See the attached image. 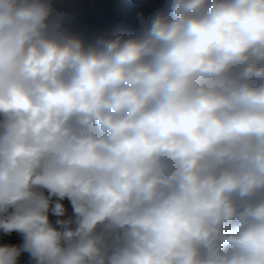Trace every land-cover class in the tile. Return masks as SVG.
I'll list each match as a JSON object with an SVG mask.
<instances>
[{"label": "clouds", "instance_id": "obj_1", "mask_svg": "<svg viewBox=\"0 0 264 264\" xmlns=\"http://www.w3.org/2000/svg\"><path fill=\"white\" fill-rule=\"evenodd\" d=\"M0 264H264V0H0Z\"/></svg>", "mask_w": 264, "mask_h": 264}]
</instances>
